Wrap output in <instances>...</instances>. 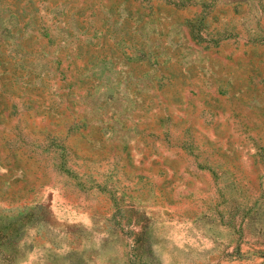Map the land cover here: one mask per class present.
Returning <instances> with one entry per match:
<instances>
[{
    "label": "rangeland",
    "instance_id": "1",
    "mask_svg": "<svg viewBox=\"0 0 264 264\" xmlns=\"http://www.w3.org/2000/svg\"><path fill=\"white\" fill-rule=\"evenodd\" d=\"M0 264H264V0H0Z\"/></svg>",
    "mask_w": 264,
    "mask_h": 264
}]
</instances>
